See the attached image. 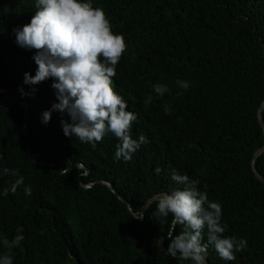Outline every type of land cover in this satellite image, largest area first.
<instances>
[{
	"label": "trees",
	"instance_id": "trees-1",
	"mask_svg": "<svg viewBox=\"0 0 264 264\" xmlns=\"http://www.w3.org/2000/svg\"><path fill=\"white\" fill-rule=\"evenodd\" d=\"M91 2L125 38L114 88L137 115L132 138L148 142L117 161L112 133L93 147L64 134L66 114L44 123L58 102L54 80L24 83L36 74V50L20 47L14 32L30 23L37 0H0V255L13 264H194L167 253L183 226L154 216V202L146 207L184 187L175 172L222 205L225 236L247 241L233 261L209 244L205 263L264 264V183L252 167L264 178V0ZM157 84L169 92L161 97ZM19 176L24 184L4 196ZM18 234L19 245H3Z\"/></svg>",
	"mask_w": 264,
	"mask_h": 264
},
{
	"label": "clouds",
	"instance_id": "clouds-1",
	"mask_svg": "<svg viewBox=\"0 0 264 264\" xmlns=\"http://www.w3.org/2000/svg\"><path fill=\"white\" fill-rule=\"evenodd\" d=\"M14 32L20 47L36 50L33 57L36 74L25 73L24 83L37 85L49 78L54 80L51 86L56 90L58 102L42 114L43 122L51 120L53 111L66 114L70 122L61 121L64 134L91 143L93 147L112 133L120 141L115 159L131 160L132 154L148 141L144 135L132 138L131 130L137 115L127 110V102L115 91L116 66L127 44L123 35L112 31L104 9L94 7L91 0H37L30 23ZM176 83L185 91L190 87L189 81L178 80ZM154 91L162 97L169 88L157 84ZM152 99L148 95L145 105ZM164 111L171 114V107L165 105ZM2 173L5 176L18 175L9 168H4ZM171 178L184 187L171 193H160L146 206L150 207L154 202V216L166 219L171 214L173 223L183 226L179 234L168 237L167 253L173 258L205 264L208 245L211 244L222 259L235 260L234 253L243 251L247 241L224 235L227 225L222 223V205L210 201L207 193L195 186L198 182L189 181L187 175L174 172ZM23 184L24 177L19 176L3 190V195L7 196L9 191L15 193ZM24 191L26 196L31 195V186H26ZM205 228L208 242L202 243ZM22 232L23 227H18L17 233ZM23 239L18 234L12 241L3 239V245L11 248ZM0 264H13L11 255H0Z\"/></svg>",
	"mask_w": 264,
	"mask_h": 264
},
{
	"label": "water",
	"instance_id": "water-1",
	"mask_svg": "<svg viewBox=\"0 0 264 264\" xmlns=\"http://www.w3.org/2000/svg\"><path fill=\"white\" fill-rule=\"evenodd\" d=\"M26 108H27V107H26ZM26 111H27V109H26ZM26 118H27V113H26ZM25 132H27V129H26V128H25ZM27 145H28V149H29V151H30V159L32 160V158H31V156H32V152H31V148H30V144H29V142H27ZM263 151H264V146H263V148L260 150L259 153H261V152H263ZM252 167H253L254 173L256 174V176L258 177V179H259L261 182L264 183V178H263L261 175H259V174L257 173V171H256V169H255L253 163H252ZM150 201H151V200H150ZM150 201H149V202H150ZM149 202L147 203V205L149 204Z\"/></svg>",
	"mask_w": 264,
	"mask_h": 264
},
{
	"label": "rangeland",
	"instance_id": "rangeland-1",
	"mask_svg": "<svg viewBox=\"0 0 264 264\" xmlns=\"http://www.w3.org/2000/svg\"><path fill=\"white\" fill-rule=\"evenodd\" d=\"M206 264V263H205Z\"/></svg>",
	"mask_w": 264,
	"mask_h": 264
}]
</instances>
